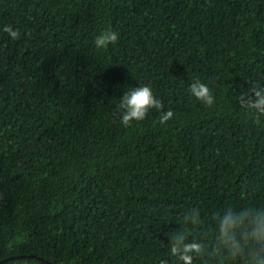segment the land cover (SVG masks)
I'll use <instances>...</instances> for the list:
<instances>
[{
  "label": "trees",
  "instance_id": "obj_1",
  "mask_svg": "<svg viewBox=\"0 0 264 264\" xmlns=\"http://www.w3.org/2000/svg\"><path fill=\"white\" fill-rule=\"evenodd\" d=\"M109 27L118 40L97 49ZM140 85L169 121L152 109L120 123L119 98ZM253 85L264 0H0V261L183 264L177 232L211 252L214 213L264 206V115L239 101ZM193 208L199 225L183 219Z\"/></svg>",
  "mask_w": 264,
  "mask_h": 264
},
{
  "label": "clouds",
  "instance_id": "obj_2",
  "mask_svg": "<svg viewBox=\"0 0 264 264\" xmlns=\"http://www.w3.org/2000/svg\"><path fill=\"white\" fill-rule=\"evenodd\" d=\"M3 31L15 40L20 36L18 29L5 25ZM118 33L110 27L100 31L94 38L97 49H106L109 44L118 40ZM191 95L204 106L211 108L215 102L212 90L199 79L189 85ZM244 109H254L259 115H264V87L253 85L248 94L239 98ZM155 109L160 112L159 122L164 124L174 116V111H164V105L157 99L149 85L133 87L121 95L116 105L120 123L124 127L131 126L133 121H142L149 111ZM221 215L213 214L217 225V235L208 252L207 246L200 242H186L184 233L177 232L171 238L170 253L177 256L183 264H192L193 255L218 258L219 264H228L238 259L242 264H264V206H246L239 209L231 206L225 208ZM184 221H191L199 225L200 209L193 208L191 215H185Z\"/></svg>",
  "mask_w": 264,
  "mask_h": 264
},
{
  "label": "water",
  "instance_id": "obj_3",
  "mask_svg": "<svg viewBox=\"0 0 264 264\" xmlns=\"http://www.w3.org/2000/svg\"><path fill=\"white\" fill-rule=\"evenodd\" d=\"M15 257H33V258H38V259L44 261L46 264H53L52 262H50V261H48V260H45L44 258H42V257H40V256H37V255H35V254H28V255L22 254V255H20V256H14V257H13V256H10V257H8V258L2 259V260L0 261V263H1V262H4V261H6V260H9V259L15 258Z\"/></svg>",
  "mask_w": 264,
  "mask_h": 264
}]
</instances>
